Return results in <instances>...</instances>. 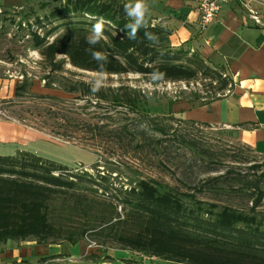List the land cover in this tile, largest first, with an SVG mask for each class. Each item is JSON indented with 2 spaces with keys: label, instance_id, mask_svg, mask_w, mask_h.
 <instances>
[{
  "label": "rangeland",
  "instance_id": "1",
  "mask_svg": "<svg viewBox=\"0 0 264 264\" xmlns=\"http://www.w3.org/2000/svg\"><path fill=\"white\" fill-rule=\"evenodd\" d=\"M66 1L17 0L0 4V79L14 82L15 86L23 82L27 88L21 98L0 99V121L22 130L14 135V143H0V157L21 162L40 160L63 170L55 176L62 175L77 184L67 197H57L52 203L51 222L63 231V240L52 244L69 245L67 237L71 236L82 240L93 250L87 260L94 264H112L116 251L131 253L132 259L125 264H167L123 248L120 236L116 237L137 231V225L128 218L131 208L124 207L126 194L141 181H148L161 191L192 196L208 209L216 205L248 210L253 206L245 192L236 187L235 191L219 195L208 189L207 182L230 170L237 176H261L264 157L238 142L229 129L200 123L187 127L182 122L184 108L195 109L226 96L232 89L231 78V84L222 92L218 79H204L201 74L195 80L182 82L137 74L103 75L76 69L63 56L58 58L66 59L63 71L50 72L33 46L32 34L46 32L37 27L35 20L49 18ZM243 2H254L251 7L256 13L264 11V0ZM135 3L136 0H125V4ZM150 17L146 13L145 23ZM79 21L77 17L51 20L49 24L44 21L46 30L59 29L49 42ZM20 22H24L23 29H19ZM28 25L33 26L31 31ZM222 72L225 80L229 75ZM93 87L99 90L93 92ZM158 124L174 126L178 135L186 136L209 154L197 155L179 144L165 154L156 143V138H161L155 131ZM255 165L260 167L258 172L251 169ZM80 196L94 203L90 211L86 206L73 207ZM186 201L194 205L190 198ZM101 203L115 206L120 216H115L113 222L120 219L119 225L106 226L109 217ZM262 204L260 210L264 212V199ZM128 220L130 223L123 224Z\"/></svg>",
  "mask_w": 264,
  "mask_h": 264
},
{
  "label": "trees",
  "instance_id": "2",
  "mask_svg": "<svg viewBox=\"0 0 264 264\" xmlns=\"http://www.w3.org/2000/svg\"><path fill=\"white\" fill-rule=\"evenodd\" d=\"M125 5V0L118 3L116 0H67L56 7L49 18L35 20L37 27L46 32L44 35L33 33L32 42L47 69L53 74L62 72L68 59L76 69L103 75L137 74L182 82L195 80L201 74L205 75L204 79H218L222 92L231 84L229 76L222 78L225 70L212 67L193 42L173 48L169 39L172 31L162 25L145 23L137 30L136 38L130 39L131 29L127 25L133 20L125 12ZM66 17H77L81 22H75L49 42L59 29L46 30L45 22L49 24L51 20ZM100 21H103L101 38L90 45L88 38ZM20 23L19 29H23L24 22ZM26 27L33 29L30 25ZM146 33L155 39H148ZM92 52L100 53L103 59L93 58ZM191 52L194 54L189 56ZM61 56L66 59L59 60ZM26 92L23 82L17 85V98ZM182 122L187 127L196 125ZM155 131L161 136L156 138V143L165 154L176 144L197 155L209 154L186 136L178 135L174 126L158 124ZM21 161L0 157V247L10 241L50 245L63 238L61 228L51 222L52 203L57 197H67L77 184L62 175L55 176L54 173L63 170L51 164L35 159ZM251 169L258 172L260 167L255 165ZM235 173L230 170L224 176L211 178L207 182L208 189L221 195L237 187L245 192L247 201L252 203L251 209L216 205H209L208 209L204 202H195L192 196H182L172 190L164 192L152 182L141 181L123 200L124 207L131 208L128 218L137 225V231L118 235L116 232L115 236H120L123 248L167 264H264V212L260 210L264 199V173L254 178ZM187 198L193 200L194 205L188 204ZM102 205L106 208L104 214L109 217L106 226L114 227L120 221L113 222L115 216L116 219L120 216L117 209L111 204ZM85 206L90 211L94 203L80 196L73 207ZM67 241L76 245L82 240L71 236Z\"/></svg>",
  "mask_w": 264,
  "mask_h": 264
},
{
  "label": "crops",
  "instance_id": "3",
  "mask_svg": "<svg viewBox=\"0 0 264 264\" xmlns=\"http://www.w3.org/2000/svg\"><path fill=\"white\" fill-rule=\"evenodd\" d=\"M13 1L17 0H0V4ZM145 3L151 16L147 22L170 29L173 48L193 42L212 67L224 69L232 80V89L226 96L195 109L184 108L183 119L229 129L238 142L264 157V27L252 21L239 0H229L218 20L205 32L198 27L197 0ZM261 13L257 14L264 23V11ZM16 87L14 82L0 79V99L16 97ZM21 133L13 124L0 121V143H14V135ZM19 140L20 137L16 142ZM62 243L40 245L30 241L20 242L18 247L10 241L3 250L0 248V264H94L87 260L93 250L85 242ZM116 252L112 264H125L132 259L131 253Z\"/></svg>",
  "mask_w": 264,
  "mask_h": 264
},
{
  "label": "clouds",
  "instance_id": "4",
  "mask_svg": "<svg viewBox=\"0 0 264 264\" xmlns=\"http://www.w3.org/2000/svg\"><path fill=\"white\" fill-rule=\"evenodd\" d=\"M125 12L133 20L132 23H129L127 25V27L131 29L129 38L135 39L137 30L145 26V15L148 12V6L145 3V0H136V3L134 5L133 4L125 5ZM102 30H103V21H100L94 25L93 34L88 38L87 42L90 45H94L95 43H97L101 38ZM146 36L148 37V39H155V37L152 34L146 33ZM92 56L95 59H103L101 54L98 52H92ZM98 90L99 87L92 88L93 92H96Z\"/></svg>",
  "mask_w": 264,
  "mask_h": 264
},
{
  "label": "built area",
  "instance_id": "5",
  "mask_svg": "<svg viewBox=\"0 0 264 264\" xmlns=\"http://www.w3.org/2000/svg\"><path fill=\"white\" fill-rule=\"evenodd\" d=\"M239 1L241 2V0ZM197 2L199 12L198 27L200 32H205L218 20L223 7L229 2V0H197ZM243 4L248 10L252 21L257 25L264 27V23L259 18V15L255 12V10L252 9L251 2H243ZM141 256L143 257V255ZM156 259L153 257L151 258L153 261H156Z\"/></svg>",
  "mask_w": 264,
  "mask_h": 264
}]
</instances>
